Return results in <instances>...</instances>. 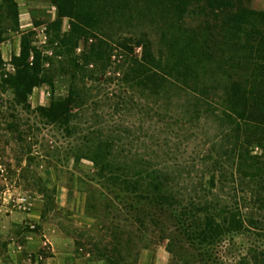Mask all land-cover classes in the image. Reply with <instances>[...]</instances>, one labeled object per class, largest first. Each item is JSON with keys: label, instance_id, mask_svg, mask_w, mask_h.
<instances>
[{"label": "rangeland", "instance_id": "374dc122", "mask_svg": "<svg viewBox=\"0 0 264 264\" xmlns=\"http://www.w3.org/2000/svg\"><path fill=\"white\" fill-rule=\"evenodd\" d=\"M54 1L13 0L18 27L7 30L0 45V193L8 190L13 201H30L31 209L35 204L40 216L34 230L23 221L14 235L19 238L32 232L52 236L67 264L76 259L145 264L143 255L150 253L154 259L161 253L168 264L251 263L256 256L253 251L264 250L261 233L228 234L215 244L188 247L173 210L153 208L117 186L103 183L92 163L76 158L88 155L83 147L99 140L112 141V156L158 159L155 164L159 168L175 175L171 186L183 206L192 197L195 202L203 200L210 209L229 206L235 185L228 178L232 166L223 155L228 137L234 136L228 132V125L227 131L222 127L219 130L218 119L207 118L201 109L218 113V104L224 105L223 93L235 81L250 77L247 80L251 83L253 74L258 82L264 75L260 69L264 62V21L246 14L240 25L230 26L226 32L212 27L216 22L206 32L204 23H199L202 21H186L197 40L189 57L201 58L202 51L196 49L202 42L211 48L205 82L209 85L208 101L202 99L201 108L196 101L199 93L190 95L180 90V94L172 89L168 104L159 96L148 97L121 83L132 56V37L144 34L152 46H161L162 32L168 33L169 41L184 40L171 29L173 16L160 0H69L92 15L84 20L90 33L111 46L109 62L98 65H86L82 57L90 44H95L94 52L101 55L98 40L84 46L83 39H70L71 21H57ZM6 3L0 0L3 29L11 22ZM247 6L249 11L264 14V0H250ZM207 35L211 36L206 40ZM119 37L124 50L117 44ZM22 38L26 47L38 52L44 81L32 89L24 107L17 103L8 85L15 76L13 58L20 54ZM133 50V55L140 54L139 48ZM32 62L30 51L29 67ZM102 66L107 67L103 70ZM196 73L200 77L206 72L202 69ZM70 89L83 98L82 106L72 111L68 127L53 126L38 117V108H47L51 99L65 98ZM178 96L179 102H175ZM250 149L252 155L259 154L256 147ZM236 197L240 199L241 195ZM238 203L241 205V200ZM247 207L242 213L259 222V212ZM20 241L25 243L23 236ZM47 253L42 251L40 255L45 257ZM260 261L258 257L257 263Z\"/></svg>", "mask_w": 264, "mask_h": 264}, {"label": "trees", "instance_id": "16d2710c", "mask_svg": "<svg viewBox=\"0 0 264 264\" xmlns=\"http://www.w3.org/2000/svg\"><path fill=\"white\" fill-rule=\"evenodd\" d=\"M5 2H7L11 14V17L9 16L11 22L9 28L0 27V45L4 41L7 30L13 31L18 27L15 3L13 0H5ZM160 3L173 16L171 29L178 31L184 40L178 41V39L171 38L169 41L167 40L170 37L168 33L162 32L161 46H152L153 43L144 34L132 37V48H139L140 54L133 55V49L129 51L132 56L121 83L144 92L148 97L159 96L168 104L171 102L172 89H177L180 94L195 95L199 93V99L196 101L199 107L204 108L201 105V100L208 101L206 91L209 90V85H206L205 82L208 77L207 68L211 58L209 54L211 48H207L206 43L202 42V45L196 49V51H202L201 58L195 60L193 56L189 57L197 40L194 38V30L188 27L186 21H202L199 23H204L203 29H206V32L212 22H216L212 27L218 28L219 31L222 28L221 31L225 30L224 32H226L230 26L240 25L243 21L242 16L246 14L255 15L262 22L264 14L249 11L247 5L250 0H160ZM54 4L58 11L57 21L64 18L71 21V31L68 34L70 39H74V42L83 39L84 46L88 41L98 40V46L102 47L103 52L101 51V55L98 56L94 52L95 44L87 46V51L82 56L85 64L108 63L109 54L112 52V49H109L111 46L104 43L103 38L91 34L89 27L84 22V20H89L92 15L74 7V3L69 0H57L56 3L54 1ZM80 12H83L84 15ZM210 36H205V39L207 40ZM119 39L117 44L120 50L126 49L123 40L120 37ZM30 51L33 54V62L29 67L27 59ZM182 56H185L184 60ZM262 60L264 61V59ZM13 61L16 63L17 69L8 85H10L17 103L23 104L22 107H24L32 89L44 83L40 76L41 62L38 52L26 47L24 38L21 39L20 54L18 57H14ZM1 64L0 55V66ZM106 67L102 66V69ZM202 69L206 73L199 77L196 72ZM230 69L232 70V68ZM260 69L264 70V62ZM253 76L255 75H251V83L247 80L250 78L248 77L244 82L235 81L227 88L222 97L224 105L218 104L221 109L218 113L215 114L214 111H206V109H201L203 113L200 112L207 118H217L218 123L221 124L219 127L217 126L219 130L222 127L227 131L228 125V132L234 136V138L228 137L227 151L224 152L223 157H226L227 162H230L228 165L232 166L228 176L231 184L235 185V189L240 187V190L234 188L231 190L232 197L229 199L231 201L229 206L210 209V206L203 203L201 199H197L198 202L193 201L192 198L195 197L189 198L183 206L171 186L176 179L175 175L159 168L155 164L158 159L112 156V141L99 140L92 146L83 147L84 153L88 155L85 158L78 157L76 159L88 160L97 170L103 183L117 186L118 189L134 197L135 200L146 201L153 208L159 206L173 210L178 226L185 234L188 247L195 243L199 245L215 244L228 234L243 235L244 233L259 232L264 237V75L258 82ZM239 78L237 77V80ZM179 97L176 98L177 100L175 99V102H179ZM80 98H83L82 94L70 89L65 98L51 99L48 107L38 108L36 114L50 125L66 128L70 119L73 118L72 111L82 106ZM193 105L195 103L191 106L193 107ZM195 112L198 115V111ZM224 118L226 119L225 123L222 121ZM223 123L226 125H224L225 127ZM252 146L259 150V154H251ZM225 162L222 164L225 165ZM160 164H163L162 161ZM238 194L241 195L240 199L236 197ZM240 200L241 205L238 203ZM249 205L261 215L259 222L242 213V210L248 209ZM253 252L256 254L255 259L251 263L245 264H264V250L255 249ZM258 257L261 260L259 263H257Z\"/></svg>", "mask_w": 264, "mask_h": 264}, {"label": "crops", "instance_id": "0c3cea01", "mask_svg": "<svg viewBox=\"0 0 264 264\" xmlns=\"http://www.w3.org/2000/svg\"><path fill=\"white\" fill-rule=\"evenodd\" d=\"M14 201L8 190L0 193V264H67L63 258L64 253L59 252L54 245L52 236L35 235L32 232L21 234L23 242H18L19 238L14 235V230L25 221L28 226H36L40 220L39 212L35 204L28 214H21L13 207ZM22 216V217H20ZM44 240V241H43ZM48 244L50 247L44 250L43 246ZM47 250V251H46ZM48 252L45 257L41 252ZM25 253L26 256L21 257ZM145 264H168V259L158 253L157 258L153 255L144 254ZM73 264H104V262H89L85 259H76Z\"/></svg>", "mask_w": 264, "mask_h": 264}, {"label": "built area", "instance_id": "2783aa9c", "mask_svg": "<svg viewBox=\"0 0 264 264\" xmlns=\"http://www.w3.org/2000/svg\"><path fill=\"white\" fill-rule=\"evenodd\" d=\"M16 211L28 214L31 211L32 203L25 199H16L12 204ZM35 226L30 225L29 230H34Z\"/></svg>", "mask_w": 264, "mask_h": 264}]
</instances>
